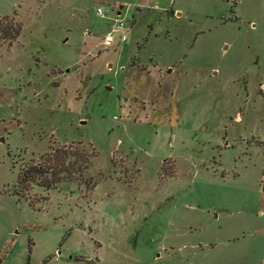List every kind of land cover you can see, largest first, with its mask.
<instances>
[{
  "label": "rangeland",
  "instance_id": "374dc122",
  "mask_svg": "<svg viewBox=\"0 0 264 264\" xmlns=\"http://www.w3.org/2000/svg\"><path fill=\"white\" fill-rule=\"evenodd\" d=\"M1 137L0 264H264V0H0Z\"/></svg>",
  "mask_w": 264,
  "mask_h": 264
},
{
  "label": "trees",
  "instance_id": "16d2710c",
  "mask_svg": "<svg viewBox=\"0 0 264 264\" xmlns=\"http://www.w3.org/2000/svg\"><path fill=\"white\" fill-rule=\"evenodd\" d=\"M19 34V31H17ZM16 34V35H17ZM61 150H56L53 155H46L47 160L43 163H30L27 167L21 170L20 183L35 182L41 186L51 189L57 183L63 180L61 169H58L55 158L56 153Z\"/></svg>",
  "mask_w": 264,
  "mask_h": 264
},
{
  "label": "built area",
  "instance_id": "2783aa9c",
  "mask_svg": "<svg viewBox=\"0 0 264 264\" xmlns=\"http://www.w3.org/2000/svg\"><path fill=\"white\" fill-rule=\"evenodd\" d=\"M97 13L102 18H111V26L109 29L102 35L103 44L109 46L116 41L117 34H120V39L122 42L127 40V20L124 16H121L122 13L114 12L113 10H106L103 7L97 8ZM114 14V15H111ZM111 15V16H110ZM90 32H86L89 35Z\"/></svg>",
  "mask_w": 264,
  "mask_h": 264
},
{
  "label": "crops",
  "instance_id": "0c3cea01",
  "mask_svg": "<svg viewBox=\"0 0 264 264\" xmlns=\"http://www.w3.org/2000/svg\"><path fill=\"white\" fill-rule=\"evenodd\" d=\"M123 7V6H122ZM122 7H120V8H122ZM117 13H122V11L120 10V11H118ZM111 15H114V14H111ZM110 15V16H111ZM107 19V18H106ZM108 21H109V24L107 25V27H105V28H101V29H98V31L100 32L101 30H103V31H107L108 30V26L111 24V22H112V20H111V18L109 17L108 18Z\"/></svg>",
  "mask_w": 264,
  "mask_h": 264
},
{
  "label": "water",
  "instance_id": "95a60500",
  "mask_svg": "<svg viewBox=\"0 0 264 264\" xmlns=\"http://www.w3.org/2000/svg\"><path fill=\"white\" fill-rule=\"evenodd\" d=\"M122 7V6H121ZM0 140L5 141L4 137H1Z\"/></svg>",
  "mask_w": 264,
  "mask_h": 264
}]
</instances>
